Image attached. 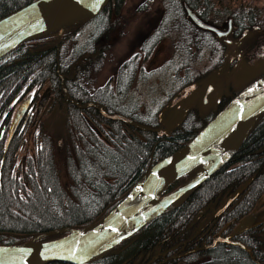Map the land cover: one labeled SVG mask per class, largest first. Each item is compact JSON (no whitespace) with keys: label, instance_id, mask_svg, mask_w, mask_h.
Returning a JSON list of instances; mask_svg holds the SVG:
<instances>
[{"label":"trees","instance_id":"obj_1","mask_svg":"<svg viewBox=\"0 0 264 264\" xmlns=\"http://www.w3.org/2000/svg\"><path fill=\"white\" fill-rule=\"evenodd\" d=\"M29 1L0 0V17ZM123 1L107 0L100 10L65 25L56 47V31L52 30L17 44L0 57L1 243H18L41 233H47L44 239L56 237L94 221L153 162L183 145L232 95L264 74V70L258 71L236 88L227 85L215 105L201 110L195 105L185 108L165 132L159 133L158 113L163 103L152 113H140L136 105L142 92L135 94L134 89L138 90L136 84L140 82L150 91L161 74L141 67L138 51L121 60L103 84H93V69L100 67L102 60L103 48L97 43L106 38ZM160 3L165 12L139 48L143 59L161 37L172 36L174 55L187 56V61L182 75L178 65L174 68L175 76L168 86L174 78L181 81L180 85L199 79L189 68L200 52L205 51L206 57L214 55L205 70L208 73L222 65L227 51L221 37L189 20L185 6L203 19L211 16L209 24L213 26L230 19L234 35L264 22V1L262 6L241 0ZM213 40L218 42L215 47ZM43 85L45 92L39 96ZM46 97V111L52 106L63 110L59 162L43 118L32 112L36 101ZM20 102H27L29 113L20 119L4 145ZM99 109L127 121L105 117ZM202 166L197 164L172 180L159 195L187 181ZM226 200L228 205L213 216V210ZM256 203L264 205V110L253 118L229 159L181 204L149 219L128 237L81 264H264V215L239 225L235 245H203L215 234L231 232Z\"/></svg>","mask_w":264,"mask_h":264},{"label":"water","instance_id":"obj_2","mask_svg":"<svg viewBox=\"0 0 264 264\" xmlns=\"http://www.w3.org/2000/svg\"><path fill=\"white\" fill-rule=\"evenodd\" d=\"M107 0H31L0 17V57L19 43L56 31L55 47L65 25L100 10ZM185 12L201 28L216 36L227 33L201 22L189 8ZM56 51V49H55ZM208 90V89H207ZM207 90L205 92H207ZM27 102H20L8 126L5 144L22 117ZM264 110V74L248 82L183 145L153 162L128 188L124 195L94 221L67 229L62 235L44 239L35 235L18 243L0 242V264H81L120 242L149 219L181 204L210 174L222 166L240 145L253 118ZM99 112L108 118H127ZM159 133L165 130H158ZM203 163L191 178L159 195L175 178ZM226 200L213 216L228 205ZM115 229V231L113 230ZM215 237V240H222Z\"/></svg>","mask_w":264,"mask_h":264},{"label":"rangeland","instance_id":"obj_3","mask_svg":"<svg viewBox=\"0 0 264 264\" xmlns=\"http://www.w3.org/2000/svg\"><path fill=\"white\" fill-rule=\"evenodd\" d=\"M221 1L223 2L224 0ZM241 1L262 6L264 0ZM160 2L161 0L123 1L119 13L111 20V27L106 38H101L97 43L98 47L103 48L100 51L102 60L100 67L93 69L91 76L94 85L103 84L107 76L114 72L121 60L132 52L138 51V62L141 67H145V70L148 71L159 72L161 80L160 77L155 78V82L153 83L155 87L150 91H146L147 84H141L140 82L136 84L139 91L134 87V93L142 92V95L138 93L140 103L136 106L140 113L147 111L149 114L152 113L157 104L159 106L163 103L158 113V118L161 126L167 128L175 122V118L187 106L195 105L201 110L206 106L215 105V101L218 99L222 89L227 85L236 88L244 81L249 80L256 72L264 70V26L262 24L264 22H257L253 27L243 28L236 35L228 33L226 36L224 35L220 38L224 40L223 43L228 45L220 67H215L216 69L214 68V70L206 73L205 70L212 63L214 55L206 57L205 51L200 52L198 57L195 56V60L189 68L191 73L196 75L195 77H199V79H195V81L193 80L191 83L185 85H180L181 81L174 78V83L168 86L169 80L175 76L174 68L178 65L180 67L178 74L182 75L183 64L187 61V56L174 55L170 44L172 36L167 34V36L161 37L143 59L141 58V48H139L161 19L162 12H165ZM193 14L195 13L193 12ZM185 15L188 16L187 13ZM191 22L196 25L193 21ZM230 24L231 21L229 19L227 21L224 20L218 26L219 30H225L228 25L231 27ZM188 34L189 32L185 36ZM213 41V47L217 46L218 42ZM170 58L174 59L168 62ZM163 85L164 87H162ZM45 89L46 86L43 85L39 96L44 94ZM153 89L155 91L151 92ZM206 90L207 92H205ZM38 103L36 101V106L32 111L33 115L43 118L44 125L53 140L54 156L57 162H59L62 156L61 138L64 134L63 110L60 107L52 106L46 111L48 107L44 108L48 103L47 97ZM28 113L29 110H27V115ZM162 127L160 129H163ZM257 203L251 212L240 218L238 221L239 225L254 222V220L264 215V205Z\"/></svg>","mask_w":264,"mask_h":264},{"label":"flooded vegetation","instance_id":"obj_4","mask_svg":"<svg viewBox=\"0 0 264 264\" xmlns=\"http://www.w3.org/2000/svg\"><path fill=\"white\" fill-rule=\"evenodd\" d=\"M185 14H186V12H185ZM203 23H206V24H209L210 22H212L211 20H213L212 18H211V16H207V19H203V18H201V17H199L197 14H195ZM188 17V16H187ZM189 18V20H190V17H188ZM230 20V19H229ZM192 21V20H191ZM227 21V20H226ZM211 25V24H210ZM231 25V24H230ZM213 26V25H212ZM214 27H216L217 29H219V27H217V26H214ZM231 29H232V27H229V30H228V32H227V34L228 33H230V34H232V31H231ZM213 33V32H212ZM214 34V33H213ZM226 34V35H227ZM214 36H215V34H214ZM221 37H223V36H221ZM228 42H229V40H228ZM167 60V59H166ZM18 105V104H17ZM35 106H36V104H34V106L32 107V108H35ZM191 106V105H190ZM189 106V107H190ZM17 107V106H16ZM15 107V108H16ZM29 110V109H28ZM221 213V212H220ZM219 213V214H220ZM213 215V214H212ZM239 221V220H238ZM238 221L232 226V228H231V232H229V233H225V234H215L212 238H210V240L208 241V242H206V243H204L203 245L206 247V248H210L215 242H219V243H222V244H224L225 246H231V245H235V243L237 242V240H236V236H237V233H236V230L238 229V227H239V224H238ZM215 237H221V238H223L222 240H215L214 241V243L212 244V245H208L211 241H212V239L213 238H215ZM252 260V259H251Z\"/></svg>","mask_w":264,"mask_h":264},{"label":"snow or ice","instance_id":"obj_5","mask_svg":"<svg viewBox=\"0 0 264 264\" xmlns=\"http://www.w3.org/2000/svg\"><path fill=\"white\" fill-rule=\"evenodd\" d=\"M115 231V229H113Z\"/></svg>","mask_w":264,"mask_h":264}]
</instances>
